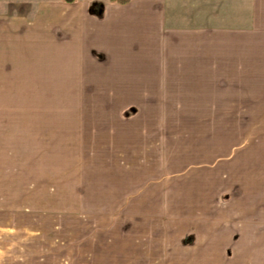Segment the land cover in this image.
Returning <instances> with one entry per match:
<instances>
[{"label": "rangeland", "instance_id": "obj_1", "mask_svg": "<svg viewBox=\"0 0 264 264\" xmlns=\"http://www.w3.org/2000/svg\"><path fill=\"white\" fill-rule=\"evenodd\" d=\"M97 1L101 15L90 10ZM115 3L0 0V264H120L118 251L112 258L80 248L111 235L149 239L150 254L160 241L193 248L197 232L176 226L189 218L178 220L175 211L193 212L199 203L209 224L229 234L222 262L207 264H264V200L254 209L238 189H182L190 171L205 169L223 170L232 185L239 159L264 154V82L254 75L264 60L262 11L254 12L252 0ZM107 8L123 11L125 23L132 15L134 58L157 45L165 63L211 61L205 90L180 99L167 89L157 92L162 97H117L108 71L116 66L92 63L108 59L105 49L91 47L92 60L63 64L62 54L78 46L68 42L67 17L82 10L103 20ZM46 22L51 74L40 75L33 38L44 36ZM29 27L39 30L27 34ZM186 105L191 113H179ZM150 258L128 262L168 261Z\"/></svg>", "mask_w": 264, "mask_h": 264}, {"label": "crops", "instance_id": "obj_2", "mask_svg": "<svg viewBox=\"0 0 264 264\" xmlns=\"http://www.w3.org/2000/svg\"><path fill=\"white\" fill-rule=\"evenodd\" d=\"M252 2L254 12L260 10L262 11L261 15L264 17V0H252ZM115 4L118 6L120 5L118 3ZM122 12L123 11L120 10L108 11L107 8L105 18L101 20L97 17L87 15L82 10L72 11L70 18L67 17L69 21L67 20L66 22V30L72 32L68 42L72 44L76 42L78 45L77 51L75 53H69V51L63 53L61 62L63 64L76 65L79 64L81 58L86 60L92 58L87 54L89 48L93 47L99 50L105 49L108 54V59L105 58L106 60L102 62L91 60L94 66L97 67L105 65L116 66L115 70L108 68V71L113 72L114 77L111 83L114 92L116 91L115 95L117 97H136V99L162 97L163 94L161 93H163L164 89H167V96L180 99L182 97L194 95L198 89L205 90L203 88L206 87L202 83L211 80L212 73L211 61L207 62L206 58H194L189 61L181 59L170 60L172 63H165L164 59L161 57L159 58L156 53L158 50L157 45L153 47L154 52L150 54H138L134 58L131 47V41H133L131 30L132 15H129V21L125 23V21H123L125 16H123ZM75 23L78 24L79 28V32L77 31V33L74 28ZM126 24L129 26L126 27ZM34 30L39 29L34 28L31 30L30 27L29 30L26 29L27 34L29 32L32 33ZM16 32L20 34L21 30ZM0 33H2V31ZM40 33H43L44 36L33 38L35 43L38 44V49L35 50V66L39 67L37 72L40 75L41 73L46 75L47 72L48 75H50L51 68L48 69L47 66L50 67L52 58L51 23L49 25L46 22V24L41 27ZM161 43L162 41L158 44ZM12 44H15V42ZM147 46L146 42H141L138 47L144 49L147 48ZM254 75L256 80L264 82V60L259 73ZM48 80H50V77ZM262 86L264 88V85ZM157 92L161 93L158 94ZM186 106L180 107L178 112L190 114L191 107L190 105ZM259 112H261V110H259ZM257 141L258 140L254 141L253 145H257ZM259 145H263L261 140L259 141ZM260 150L264 151V148ZM175 160L180 161L181 158L177 157ZM238 161L240 165L237 168L236 180L232 185L224 180L223 170L213 171L205 169L203 171H190L189 186L182 189H238L241 195V203L245 204L251 202V204L254 205V209L256 208L255 206L260 207V201L264 200V154L254 153L251 159L242 157V159ZM242 162L246 163V165L242 164ZM226 174L227 171L225 172V175ZM206 206L205 203H199L197 206L199 209L195 208L193 212L192 209H188L189 213H186V211H175L176 213H180V215L178 214V220L182 219V215L189 218V220L185 219L181 222H176V226H190L197 232L198 242L193 248L180 245L176 239L168 244L166 242L164 244V241H160L159 244L161 248L156 247V252L150 254L154 249L151 248L152 246H150L149 239H144L142 237L129 239L125 236L119 237L116 235L115 237L111 235L104 241H100V237H96L97 239L94 237L92 241H87L86 246L84 243L80 248L82 251H93V254L102 253L103 251L105 255L108 254L109 257H112L113 253L118 251L121 253L120 257L122 258L120 264H129V259L131 261L134 257L143 259L148 257H151L150 259L160 257L168 258V261L164 259V262H158V264H165V262H169V264H207L209 260L212 261L215 259H220L222 262V252L224 246L229 242V234L227 230L220 229L218 225L209 224L205 215ZM190 218L193 220H190ZM176 219L173 218L174 221H176ZM113 231L117 235H120V233H118L120 229L117 227ZM122 233L125 234L126 231H122ZM259 236L258 234V240H260ZM99 248L103 249L99 250ZM112 258H114V256ZM148 263L149 261L147 260V262L143 264ZM108 264H117V261L109 260Z\"/></svg>", "mask_w": 264, "mask_h": 264}, {"label": "trees", "instance_id": "obj_3", "mask_svg": "<svg viewBox=\"0 0 264 264\" xmlns=\"http://www.w3.org/2000/svg\"><path fill=\"white\" fill-rule=\"evenodd\" d=\"M65 1L73 2L75 0H65ZM111 1L119 3V4H127V3L131 2L132 0H111ZM90 10L94 14L101 15L103 10H104V3L100 2V1L93 2L92 5L90 6Z\"/></svg>", "mask_w": 264, "mask_h": 264}]
</instances>
